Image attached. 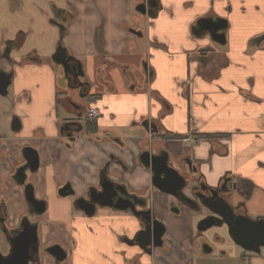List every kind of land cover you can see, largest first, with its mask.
<instances>
[{"label":"crops","instance_id":"obj_1","mask_svg":"<svg viewBox=\"0 0 264 264\" xmlns=\"http://www.w3.org/2000/svg\"><path fill=\"white\" fill-rule=\"evenodd\" d=\"M35 1L46 4V49L35 43L5 55V43L21 32L22 48L28 32L17 24L11 37L8 28L0 30V65L6 70L8 59L15 63L0 96L12 99L19 123L14 133L0 124V151L8 162H18L25 146L38 153L35 197L59 204L51 214L46 202L43 242L65 247L63 264H264V245L254 252L228 240L209 254L200 251L192 240L196 223L210 212L152 186L140 160L149 149L182 170L179 161L187 155L196 171L186 197L194 199L199 181L209 188L225 183L233 188L225 197L231 206L264 218V0H153L146 2L151 15L136 9L141 0ZM13 9L0 4V24ZM201 18L226 20L224 44L199 30ZM30 24L32 35L35 19ZM58 43L80 65L79 78L88 84L82 93L69 90L51 59ZM91 107L96 132L86 135L82 128L70 139L61 131L73 117L83 125ZM8 162L0 159V193L16 221L23 200L10 183ZM104 179L138 197L136 209H150L165 225V250L149 254L126 242L141 229L131 210L104 207L89 217L74 206L78 197L100 191ZM66 184L70 194L60 195Z\"/></svg>","mask_w":264,"mask_h":264},{"label":"water","instance_id":"obj_2","mask_svg":"<svg viewBox=\"0 0 264 264\" xmlns=\"http://www.w3.org/2000/svg\"><path fill=\"white\" fill-rule=\"evenodd\" d=\"M142 1V0H141ZM146 1L141 2L137 5L141 13L152 14V9H147ZM197 27L200 31L207 33L212 41L224 44L225 43V29L227 27V22L225 19L221 18H201L197 22ZM66 49L59 44L55 53L51 56V59L58 64H63L66 61ZM7 81L0 82V93H5L7 90ZM12 130L19 129V123L15 119L11 125ZM22 156L29 164L31 171H35L39 164V156L37 151L30 146H25L22 148ZM141 163L149 167L151 171V184L155 188L159 189L162 192H165L180 203L184 205H189L192 202L191 199L186 197L183 194V190L187 189L189 182L191 180H186L176 168L173 167L172 163L168 164L165 157L160 155H155L151 153L148 149L140 155ZM17 184H23V180H17ZM102 184V189L96 191V197L100 200L93 199L86 201L85 199H78L75 201L74 206L82 210L86 216H93L96 210V205L98 207H111L117 210H131L134 216L138 217L141 214L147 215L146 218L151 225L153 226V234L148 232V236L154 237L156 240L146 243H151L153 247L160 246L162 244V235L164 233V225L155 219L150 209L139 210L135 209L134 201L138 199L136 196H118L117 190L113 185L114 183L104 179ZM123 194L127 192L123 190ZM71 189L69 185H65L60 191V195L70 194ZM209 195H204L205 197L199 198V203L197 204L198 208L194 210L199 211V207L206 208L210 214L201 219L197 224L198 231H204L211 229L212 227H223L226 230L227 235L234 243L242 247L244 250H250L258 252L259 247L264 245V218L259 217L257 219H251L247 217L244 213L239 212L236 207L231 206L226 200L225 197L232 195L233 188L228 187L225 183L219 185V187L209 188ZM24 198L28 204L34 207L36 213H43L46 208V203L43 200L37 199L34 195L33 186L28 185L24 189ZM191 207V206H190ZM193 208V207H192ZM215 221H217L215 223ZM154 227L156 230L154 231ZM37 229L36 226H32L29 232V245H37ZM148 239V238H147ZM23 250L27 249L26 247H20ZM52 249L55 250V257L58 262L62 261L66 257V252L59 247L58 245L52 246ZM25 264V263H24Z\"/></svg>","mask_w":264,"mask_h":264},{"label":"flooded vegetation","instance_id":"obj_3","mask_svg":"<svg viewBox=\"0 0 264 264\" xmlns=\"http://www.w3.org/2000/svg\"><path fill=\"white\" fill-rule=\"evenodd\" d=\"M145 1L149 4L153 3V0H145ZM141 2H144V0H142ZM13 42L14 41H9L5 43L4 52H3L5 55H8V53L12 50V48H21L18 45L15 46ZM7 61H8V64H7L8 69L4 70V68L0 65V82L7 81V84L9 86L11 82V76L13 74L12 66L15 63L11 62L9 59ZM55 65L59 68L62 76L66 78V81H67L66 85L69 88V90L70 91L76 90L77 92L79 91V93L80 92L82 93V91L85 89V87L88 84L86 83V81H81L79 78V74H82L79 63L75 61L70 55L66 54V61L63 64V66L58 63H55ZM65 99H71V98L68 96ZM63 100L64 99H62L61 101ZM83 127L84 126L81 124L80 120L73 117L72 119H68L67 122L61 125L60 129L61 131L66 133L67 136L71 139L72 136L75 133L82 130ZM0 159H2L5 162H8L5 152L0 151ZM166 160L168 164L170 165L171 162L167 159V157H166ZM179 163L184 168L182 170L177 169L179 174H181L186 180L193 181V176L195 174L196 167L195 165L191 163L189 156L185 155L181 157ZM8 166L11 168L10 175H9L10 183L12 185L18 186L21 189L23 205L21 207V213L19 217L16 219V221H12L9 203L5 199V197H2L0 193V264H24V263L25 264H47V260L50 262L48 264H63L67 259V250L65 249V247L62 246V244L58 242H52V243L43 242L42 237L40 235V224H41V219H42V215L44 212L36 213L34 210V207L28 204L24 198V189L26 186L32 185L33 191H34V185L31 179L37 172L39 168V164L35 171H31L29 164L26 162V160L22 156L18 162L16 161L8 162ZM14 178H16L17 180H23V184H17ZM190 182H189V186L187 187V189L190 188ZM208 189L209 187H207L203 183V181L197 182V186L191 189V194L194 197L193 200L195 202L192 200V202H190L189 205L193 208H198L197 204H200L199 198L205 197L204 195H209ZM0 192H1V189H0ZM123 192H124L123 189L119 188L117 190L118 196L119 197L120 196L126 197V195L130 197L134 196L128 193L123 194ZM95 193L96 191L91 190L89 191V193L87 194L85 198L78 197L77 199H75V201L78 199H85L86 201H90L93 199L100 200L96 197L97 195ZM135 202L140 203L142 201L140 199H137L134 201V203ZM46 208H47V204H46ZM103 208L104 207H98V205H96V210H95L94 215L100 209H103ZM200 208L201 207H199V210ZM237 209L239 212H242L241 208H237ZM139 210H146V208H142V209L137 208V211ZM146 216L147 215H144V214H141L138 216L139 219L141 220V229L135 234V236L132 239L130 240L127 239L126 242L129 245L139 247L143 252H146L149 254H151L152 251L157 247L162 250H165L166 249L165 243H164L165 240L163 239V236L165 233V225H164V233L161 237L162 244L160 246L153 247L152 244L149 242L153 241L154 243L156 240L154 239V237L152 238V236L149 237L147 235L148 232H150L149 235L151 233L153 234V226L151 225V222L147 220ZM154 218L156 219L155 216ZM198 222L196 223V226ZM216 222L217 221H215V223ZM34 225L36 226L37 237H38L36 246L34 244L29 245V241H28L30 229ZM220 228H223V227H220ZM155 230H156V227H154V231ZM206 231L207 230L198 231L196 227L195 236L192 239L193 242L197 244L198 249L202 251L203 253H206V254L211 253L213 249L216 248L215 247L216 245H224L226 241L228 243L230 241V244L232 243L233 247L237 246L236 243H234L233 240L229 238L227 233L222 234V235H218L214 233L212 236H208ZM147 241L149 242L146 243ZM54 245H58L66 252V257L64 260L60 262L56 260V257H55L56 254H54L55 250L52 249V246ZM21 246L26 247L27 249L23 250L22 248H20Z\"/></svg>","mask_w":264,"mask_h":264},{"label":"rangeland","instance_id":"obj_4","mask_svg":"<svg viewBox=\"0 0 264 264\" xmlns=\"http://www.w3.org/2000/svg\"><path fill=\"white\" fill-rule=\"evenodd\" d=\"M2 2L4 3V7L7 10H10L11 8H15L11 12L12 14H10L8 20L6 21L4 19L3 22L0 24V30L2 28H8V30H10V32L6 33L5 36L11 37L12 28L13 26H16L15 24H17L18 26L22 27L24 31L28 32V40L25 43L24 47L20 48L21 52H27L26 50L28 45H32L35 43H38L39 46H42L44 49H46L47 44L51 41V33L49 32L51 28L49 25H47L45 13H43L42 11L46 7V4L45 3L39 4L38 1L35 0H0V4H2ZM59 2H62V0H59ZM33 15H35V18L31 19ZM33 19H35V22L37 24L36 25L37 29L33 32L32 35H30L29 34V28L31 25L30 22H33ZM55 30L57 31V29ZM1 34H3L2 31H0V35ZM58 44L52 51V55L55 53ZM6 97L0 96V113H1L0 124L4 131L9 133H14L12 132V128H11L12 122L13 120H15L16 117L15 115L11 114L13 102L11 98L9 97L6 98ZM47 194L51 196V191H47ZM40 200L49 203V209L51 214H53L56 211V209L58 210L59 207L58 200L54 198L53 199L50 198L49 201L44 199H40ZM206 233L211 236L214 233L222 235V234H226V230L220 227H212L211 229H208ZM226 244H228L227 241Z\"/></svg>","mask_w":264,"mask_h":264},{"label":"trees","instance_id":"obj_5","mask_svg":"<svg viewBox=\"0 0 264 264\" xmlns=\"http://www.w3.org/2000/svg\"><path fill=\"white\" fill-rule=\"evenodd\" d=\"M16 39L14 40L13 44L16 46H20L23 42H24V35L23 33H18L17 36L15 37ZM97 95H92V98H96ZM88 101H90V98H87ZM83 128H84V133L86 135H91L92 133L96 132V118L95 119H88L85 117L84 120V124H83ZM200 138V137H199Z\"/></svg>","mask_w":264,"mask_h":264},{"label":"built area","instance_id":"obj_6","mask_svg":"<svg viewBox=\"0 0 264 264\" xmlns=\"http://www.w3.org/2000/svg\"><path fill=\"white\" fill-rule=\"evenodd\" d=\"M86 116H87L88 119H91V120L95 119L96 110L94 108H92V107L88 108ZM184 140L188 141V142H190L192 144H195V145H197V144H199L201 142V138H196V137H191V136L184 137Z\"/></svg>","mask_w":264,"mask_h":264}]
</instances>
